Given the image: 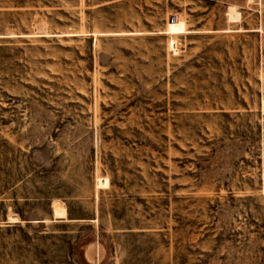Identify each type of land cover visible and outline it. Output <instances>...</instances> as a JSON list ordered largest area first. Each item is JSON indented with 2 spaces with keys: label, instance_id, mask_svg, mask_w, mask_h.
Wrapping results in <instances>:
<instances>
[{
  "label": "rangeland",
  "instance_id": "374dc122",
  "mask_svg": "<svg viewBox=\"0 0 264 264\" xmlns=\"http://www.w3.org/2000/svg\"><path fill=\"white\" fill-rule=\"evenodd\" d=\"M263 104L264 0H0V264H264Z\"/></svg>",
  "mask_w": 264,
  "mask_h": 264
},
{
  "label": "bare ground",
  "instance_id": "6f19581e",
  "mask_svg": "<svg viewBox=\"0 0 264 264\" xmlns=\"http://www.w3.org/2000/svg\"><path fill=\"white\" fill-rule=\"evenodd\" d=\"M168 27H169V28H167L168 34L176 35V34L186 33L187 32L186 28H184L183 24H180V25L175 26V27H174V25H168ZM168 44L171 45V46L169 45V47H173L175 45L174 38H172L170 43H168ZM263 109H264V104H263ZM97 181H98V185L99 186H107L108 185V180L106 178H104V179H100L99 178V179H97ZM55 213L64 215L65 211L61 210V209L59 210L58 208H55Z\"/></svg>",
  "mask_w": 264,
  "mask_h": 264
}]
</instances>
